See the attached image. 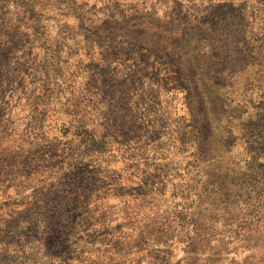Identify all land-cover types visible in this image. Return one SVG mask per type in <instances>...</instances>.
<instances>
[{
	"label": "rangeland",
	"instance_id": "1",
	"mask_svg": "<svg viewBox=\"0 0 264 264\" xmlns=\"http://www.w3.org/2000/svg\"><path fill=\"white\" fill-rule=\"evenodd\" d=\"M0 264H264V0H0Z\"/></svg>",
	"mask_w": 264,
	"mask_h": 264
}]
</instances>
